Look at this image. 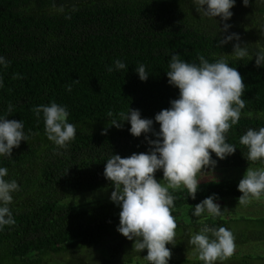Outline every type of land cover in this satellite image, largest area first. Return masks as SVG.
<instances>
[{
	"label": "trees",
	"instance_id": "obj_1",
	"mask_svg": "<svg viewBox=\"0 0 264 264\" xmlns=\"http://www.w3.org/2000/svg\"><path fill=\"white\" fill-rule=\"evenodd\" d=\"M195 9L194 0H0V56L9 62L7 67L0 65V118L22 121L27 137L12 156L0 155V167L8 169L5 179L20 186L9 205L15 223L0 227V264L132 263L134 257L147 255V249L134 250V240L117 231L121 208L113 201L89 207L65 202L113 187L104 175L113 154L128 157L149 151L145 136L156 139L155 135L134 137L130 122L121 129L108 127L107 135L101 133L119 120L121 111L137 109L141 118L155 121L158 112L171 107L179 97L166 74L174 54L196 64L200 55L209 62L223 58L237 68L246 85L245 108L227 133L236 152L223 160L213 153L215 168L202 172L264 167V159L248 161V150L239 143L249 128L264 127V67L255 63L256 53L264 48V0H250L247 7L236 0L226 22L203 17ZM224 23L231 27L221 33ZM231 33L238 34L248 49L243 59L233 54L237 41L217 46ZM116 60L126 68L116 69ZM141 64L147 81L135 71ZM53 101L67 108L68 122L76 126V137L66 148L47 138L43 113L38 118L33 111ZM153 127L160 129L159 123ZM242 178L201 181L196 199L184 187L169 189L178 224L175 246L167 245L172 253L196 250L189 240L203 223L229 230L234 223L264 229V218L226 220L192 212L188 220L181 219L183 211L213 194L216 203L239 199ZM156 179H163L162 170ZM169 264L204 262L171 259Z\"/></svg>",
	"mask_w": 264,
	"mask_h": 264
},
{
	"label": "clouds",
	"instance_id": "obj_2",
	"mask_svg": "<svg viewBox=\"0 0 264 264\" xmlns=\"http://www.w3.org/2000/svg\"><path fill=\"white\" fill-rule=\"evenodd\" d=\"M196 12L203 17L228 21L233 16L231 9L236 0H194ZM250 0H243L248 6ZM231 25L224 23L221 33H226ZM233 54L239 59L248 56V49L241 44L240 36L231 33L217 43L218 47L231 42ZM256 66L264 67V48L256 53ZM199 64L189 63L178 54L171 56L166 74L168 83L179 89V97L173 99L171 107L163 109L152 119L141 118L137 109L128 113L121 111L119 120H113L106 126L102 135H107L108 127L123 128L124 122H130V133L134 137L152 133L156 139L145 136L150 148L148 152L133 153L128 157L113 154L106 161L104 175L113 185L111 201L120 206L119 226L117 231L133 241V249L143 252L149 264H169L172 250L168 244H174L178 227L174 210L175 197L169 189L184 187L189 196L196 199L201 181L198 175L207 168L214 169L217 161L212 158L215 153L220 160L233 155L236 147L227 142V133L241 118L245 108L242 96L246 85L244 77L236 67L221 58L209 62L203 55L198 57ZM8 61L0 56V65L7 67ZM116 69L126 65L115 61ZM113 69L110 67L109 71ZM139 78H149L144 65L135 68ZM17 78L16 76L13 79ZM74 82H78L74 81ZM3 81L0 79V87ZM71 91V85L68 86ZM12 111L9 104L8 112ZM39 118L43 113L47 138L61 148L76 137V126L68 122L69 112L66 107L52 102L50 105L34 107ZM112 117L113 113L108 112ZM154 122L159 123L158 132ZM22 141H27L22 121L0 118V155L12 156L13 149ZM239 143L247 148L245 158L256 162L264 159V127L259 130L249 128L240 137ZM163 171V180L156 179L157 171ZM8 169L0 167V227L15 223L9 205L13 202L12 193L19 191L16 180H6ZM238 190L242 193L238 204H246L251 198L260 199L264 195V168L248 167L239 181ZM216 194L205 198L194 206L192 215L221 216L223 211L215 201ZM189 244L198 250L199 259L204 264H216L230 258L236 249L234 233L223 226L216 228L203 223L198 233H193Z\"/></svg>",
	"mask_w": 264,
	"mask_h": 264
},
{
	"label": "rangeland",
	"instance_id": "obj_3",
	"mask_svg": "<svg viewBox=\"0 0 264 264\" xmlns=\"http://www.w3.org/2000/svg\"><path fill=\"white\" fill-rule=\"evenodd\" d=\"M253 169L264 168L260 166H248ZM248 167H240L233 169H219L208 172H202L198 175L200 181L204 180H232L241 178L244 176ZM162 181L163 179H157ZM114 190L113 187H107L94 192L80 194L74 198L66 200V204L76 207L93 206L100 203L111 202V193ZM239 199H226L218 202L223 211L221 217L230 219H239L241 217L250 219L264 218V198L250 199V202L246 204H238ZM191 210L183 211L181 213V219L188 220ZM189 213V214H188ZM204 215H208L207 212ZM238 224V223H237ZM231 224L232 232L235 236L236 249L234 254L225 261H217L216 264H264V229L261 227H251L245 225ZM173 261H180L187 259L190 261L198 262L199 259L198 250H191L184 253H172ZM149 264L143 257H134L132 263L115 262L113 264Z\"/></svg>",
	"mask_w": 264,
	"mask_h": 264
}]
</instances>
